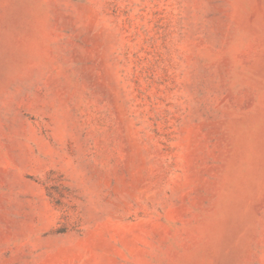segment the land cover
I'll list each match as a JSON object with an SVG mask.
<instances>
[{
  "label": "rangeland",
  "instance_id": "rangeland-1",
  "mask_svg": "<svg viewBox=\"0 0 264 264\" xmlns=\"http://www.w3.org/2000/svg\"><path fill=\"white\" fill-rule=\"evenodd\" d=\"M0 264H264V0H0Z\"/></svg>",
  "mask_w": 264,
  "mask_h": 264
}]
</instances>
